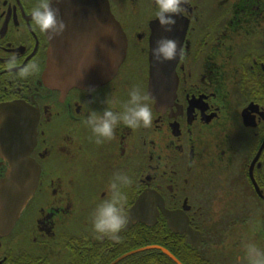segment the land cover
<instances>
[{
  "label": "flooded vegetation",
  "instance_id": "obj_1",
  "mask_svg": "<svg viewBox=\"0 0 264 264\" xmlns=\"http://www.w3.org/2000/svg\"><path fill=\"white\" fill-rule=\"evenodd\" d=\"M108 1L126 58L112 81L64 93L44 80L50 38L31 18L41 0H0V113L14 103L37 113L31 157L41 168L0 235V264H252L247 246L264 252V0H187L174 27L185 34L173 99L152 100L151 127L121 121L96 144L85 117L122 111L133 85L149 92L152 27L161 28L156 0ZM12 54L39 72L14 77L4 67ZM7 167L0 158V178ZM118 173L133 179L128 222L119 241L99 239L93 212ZM146 192L149 212L132 219Z\"/></svg>",
  "mask_w": 264,
  "mask_h": 264
},
{
  "label": "water",
  "instance_id": "obj_2",
  "mask_svg": "<svg viewBox=\"0 0 264 264\" xmlns=\"http://www.w3.org/2000/svg\"><path fill=\"white\" fill-rule=\"evenodd\" d=\"M67 28L61 36L50 39L48 69L44 80L50 89L67 93L73 88L92 89L112 81L127 54V37L115 20L108 0H54ZM165 31L153 28L151 38V97L172 100L177 86L175 64L157 61L152 48L161 37L177 38L179 50L184 29ZM0 113V158L8 163L0 178V235L15 225L40 182L41 168L32 159L37 144V113H30L19 104L3 107ZM155 195H142L130 214L149 212L148 200ZM135 216V217H134Z\"/></svg>",
  "mask_w": 264,
  "mask_h": 264
},
{
  "label": "clouds",
  "instance_id": "obj_3",
  "mask_svg": "<svg viewBox=\"0 0 264 264\" xmlns=\"http://www.w3.org/2000/svg\"><path fill=\"white\" fill-rule=\"evenodd\" d=\"M187 0H156L155 19L165 31H171L176 24V17L187 11ZM54 0H41L31 9L34 25L50 39L61 36L67 28L66 21L61 17L59 9L54 7ZM178 41L161 37L152 48V56L157 61H171L180 55ZM5 69L14 77L25 79L37 72L38 63L21 64L15 54L4 60ZM154 97L139 85H133L128 92V99L123 103L122 111L104 108L102 112L90 110L85 117V123L90 127L95 143L101 144L115 135L117 125L122 121L132 129L149 128L153 122L151 102ZM133 179L125 173L116 174L111 183V196L102 200L94 209L91 226L99 239L105 237L114 241L121 239L120 232L128 222L126 214L127 193L124 188L131 186ZM246 256L252 264H264V252L255 244H249Z\"/></svg>",
  "mask_w": 264,
  "mask_h": 264
}]
</instances>
